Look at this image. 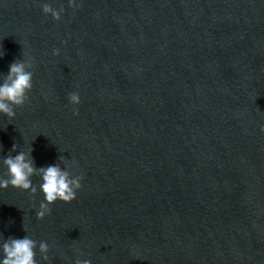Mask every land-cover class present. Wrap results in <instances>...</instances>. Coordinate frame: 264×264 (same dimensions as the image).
I'll list each match as a JSON object with an SVG mask.
<instances>
[{
	"label": "water",
	"instance_id": "water-1",
	"mask_svg": "<svg viewBox=\"0 0 264 264\" xmlns=\"http://www.w3.org/2000/svg\"><path fill=\"white\" fill-rule=\"evenodd\" d=\"M0 51L34 74L0 155L84 178L43 219L0 189L4 239L46 242L39 264H264V0H0Z\"/></svg>",
	"mask_w": 264,
	"mask_h": 264
},
{
	"label": "clouds",
	"instance_id": "clouds-1",
	"mask_svg": "<svg viewBox=\"0 0 264 264\" xmlns=\"http://www.w3.org/2000/svg\"><path fill=\"white\" fill-rule=\"evenodd\" d=\"M74 3V0H72ZM45 14H51L55 19H60L62 10H55L49 4L43 7ZM55 55H59L56 50ZM4 52L0 51V58ZM30 60L23 58L16 60L9 66L7 75L0 74V117L12 120L16 116V109L23 107L33 89L34 74ZM69 101L72 105H79L78 93H71ZM78 115V111L76 112ZM26 147L20 149L14 144L12 153L7 156L0 155V165L6 169V173L0 175V189L9 187L29 192L36 195L43 194V200L36 212L37 218L43 219L50 213L52 205L58 201L71 203L77 198V192L82 188V175H75L70 170V165L64 163V157H60L61 164H51L46 167H37L32 156L33 148L26 141ZM2 150V149H0ZM39 178V186L33 183V178ZM25 232L27 230L25 229ZM37 248L48 260L49 245L41 242L39 245L29 235L23 238L4 239L0 234V264H39L37 260ZM75 264H91L89 259L77 258Z\"/></svg>",
	"mask_w": 264,
	"mask_h": 264
}]
</instances>
